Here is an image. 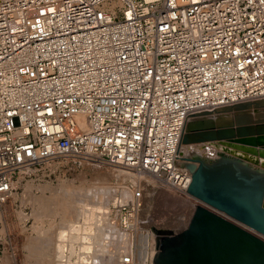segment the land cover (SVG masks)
<instances>
[{
    "label": "built area",
    "instance_id": "1",
    "mask_svg": "<svg viewBox=\"0 0 264 264\" xmlns=\"http://www.w3.org/2000/svg\"><path fill=\"white\" fill-rule=\"evenodd\" d=\"M261 98L264 0H0V212L31 167L56 158L149 174L210 208L182 187L186 121ZM139 190L112 208L131 233L121 264L158 251L138 248Z\"/></svg>",
    "mask_w": 264,
    "mask_h": 264
},
{
    "label": "water",
    "instance_id": "2",
    "mask_svg": "<svg viewBox=\"0 0 264 264\" xmlns=\"http://www.w3.org/2000/svg\"><path fill=\"white\" fill-rule=\"evenodd\" d=\"M206 143L217 156H191L183 189L196 207L178 235L155 237L153 264H264V101H246L189 121L181 144Z\"/></svg>",
    "mask_w": 264,
    "mask_h": 264
},
{
    "label": "rangeland",
    "instance_id": "3",
    "mask_svg": "<svg viewBox=\"0 0 264 264\" xmlns=\"http://www.w3.org/2000/svg\"><path fill=\"white\" fill-rule=\"evenodd\" d=\"M217 112L219 110L209 115L214 116ZM202 145L196 144L195 147L202 152ZM214 149L216 157L218 150ZM116 173L117 171L112 170V167L97 166L86 160L73 158H56L48 164L31 167L26 175L21 177L14 191V198H10L1 207L0 228L5 225L6 230L0 231V264H23V262L25 264H55V248L53 249L52 246L55 245L57 232L62 228L67 229L68 222L80 221L83 214L87 213L86 210L91 211L92 207L99 209H93L95 212L91 221L96 231L94 230V237L91 240L92 254L87 263L119 264V255L130 250L131 240L120 228L112 208L114 203L118 206L119 201L130 200L131 202L136 188L140 189V195L146 204V208L140 215V222L146 225L144 228L153 235L154 240L155 237L170 238L178 235L184 231L185 227H188L187 223L193 217L197 207L191 204L189 198L175 195L158 186L156 182L151 184L147 176L141 175L139 178L138 175L131 173L127 176H118ZM41 186L67 187L70 195L67 197V202H64L65 206L64 204L61 208L55 206L56 210L46 215L35 214L33 201L28 197V193H40ZM45 192L47 193V190ZM85 205L88 208H85ZM197 205L227 218L225 214L221 215L220 211L218 213L211 207L207 208L199 203ZM186 219L188 221L186 225H183ZM39 236L42 237V241L36 249L34 242ZM259 237L264 240V237ZM27 244L30 246L28 247ZM149 247L152 248L150 245ZM111 255L115 256V259Z\"/></svg>",
    "mask_w": 264,
    "mask_h": 264
},
{
    "label": "bare ground",
    "instance_id": "4",
    "mask_svg": "<svg viewBox=\"0 0 264 264\" xmlns=\"http://www.w3.org/2000/svg\"><path fill=\"white\" fill-rule=\"evenodd\" d=\"M259 100H263L264 101V98L256 99V100H253V101H259ZM250 101H252V100H250ZM243 102H246V101H243ZM238 103H240V102H238ZM235 104H237V103H235ZM232 105H234V104H232ZM229 106H231V105L218 108L216 110H213L212 112H204V113H200V114H195V115L189 117V119H187L186 124L189 122L190 119L192 120L194 117H198V116L200 117L202 115L206 116V115H209L210 113H214V112H216L218 110H221L223 108H227ZM186 124H185V126H186ZM180 145H181V152H182L181 154H183V156L181 155L182 158H189L190 154L195 155V156L207 155V153L205 154V152L204 153L200 152L198 150L199 148L197 149L195 147L196 144H194V146H192L191 144L183 145L180 142ZM181 160H185V159H181ZM112 170L117 171L116 175H118V176H120V175H126L127 176V174L129 175L131 173V174H133L135 176L138 175L139 178H140L141 175H142V174H137V173H135V172H133L131 170H128V169H123V168H115V169H112ZM143 176H147L150 179L149 180L150 182L154 181L152 179V176H150L149 174H147V175L143 174ZM39 190H40L39 191L40 193H38V194H32L31 192L28 193V197L33 201L34 213L39 215V216L41 214H45V215L49 214L48 212H50V211H51L50 213H52V210L55 211L56 210L55 208L57 206H59L60 208L63 207V204L67 200L68 195H70L69 194L70 193L69 189L67 187H63V186H61V187H52V186L51 187L50 186H48V187L43 186L42 187L41 186V187H39ZM46 190H47V193L45 192ZM14 196H15V192H12L10 197L14 198ZM78 203H80V202H78ZM119 203H122V202H119ZM64 206H65V204H64ZM85 208H88V207L86 206ZM93 209H99V208L98 207L97 208L92 207L91 211H87L86 210L87 213L86 214L84 213L85 215L83 214L82 219H80V221L82 220V223H80L79 220H78L79 222L77 221V222H74V223L68 222L69 225H68L67 229H63L61 227L62 229L57 232L56 240L54 239L55 240V245L53 244L54 246H52L53 249L55 248L54 249L55 250V255H54L55 264H88L87 261H88V259L91 256L90 254H92V250H91L92 249V245H91L92 242H91V240L94 237V230H95V225L91 221V219H93V217H94V212H95ZM61 210H63V208ZM64 212H66V211H64ZM96 213H95V215H96ZM187 221H188L187 219L184 220L183 221V223H184L183 225H186ZM120 228H121V226H120ZM5 230H6L5 225L0 228L1 232H5ZM130 235H131V233L128 235L130 237V240H131V236ZM41 241H42V237L40 238V236L35 239V242H34L35 246L34 247H36V249L39 247ZM78 241H80V242H78ZM28 244H27V246L29 247L30 245H28ZM149 245L152 246L151 249H150ZM42 248H43V246H42ZM138 248L140 250L141 256L148 255V253L149 254L153 253V251H154V237H153V235H151L149 232H141L140 231L139 236H138ZM28 249H30V248H28ZM130 249H131V246H130ZM51 251H53V250H51ZM127 252H129V251H127ZM109 253H111V252H109ZM109 253H108V255H109ZM47 254H48V252H47ZM48 255L50 256V254H48ZM111 257H113V255H111ZM22 261H24V260H22ZM44 261H45V259H44ZM118 261H119V258H118ZM118 263L121 264L120 262H118ZM23 264H25V263L23 262Z\"/></svg>",
    "mask_w": 264,
    "mask_h": 264
}]
</instances>
